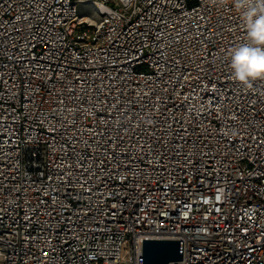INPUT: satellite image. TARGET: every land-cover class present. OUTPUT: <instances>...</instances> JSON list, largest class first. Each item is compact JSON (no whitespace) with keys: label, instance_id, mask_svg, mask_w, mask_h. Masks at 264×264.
<instances>
[{"label":"built area","instance_id":"1","mask_svg":"<svg viewBox=\"0 0 264 264\" xmlns=\"http://www.w3.org/2000/svg\"><path fill=\"white\" fill-rule=\"evenodd\" d=\"M245 37L232 0H0V264H264Z\"/></svg>","mask_w":264,"mask_h":264},{"label":"clouds","instance_id":"2","mask_svg":"<svg viewBox=\"0 0 264 264\" xmlns=\"http://www.w3.org/2000/svg\"><path fill=\"white\" fill-rule=\"evenodd\" d=\"M232 3L241 14L246 37L228 51L231 78L242 87H251L254 81L264 80V0H232Z\"/></svg>","mask_w":264,"mask_h":264},{"label":"water","instance_id":"3","mask_svg":"<svg viewBox=\"0 0 264 264\" xmlns=\"http://www.w3.org/2000/svg\"><path fill=\"white\" fill-rule=\"evenodd\" d=\"M139 264H170L182 261L183 242L179 240H142Z\"/></svg>","mask_w":264,"mask_h":264},{"label":"rangeland","instance_id":"4","mask_svg":"<svg viewBox=\"0 0 264 264\" xmlns=\"http://www.w3.org/2000/svg\"><path fill=\"white\" fill-rule=\"evenodd\" d=\"M91 8H85V7H82L80 6L79 8V15L80 16H87V17H92L94 18V14L93 12L90 10ZM129 263V260H127V262L125 264H128Z\"/></svg>","mask_w":264,"mask_h":264}]
</instances>
